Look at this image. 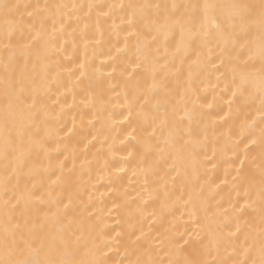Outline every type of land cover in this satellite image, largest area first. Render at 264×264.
I'll use <instances>...</instances> for the list:
<instances>
[{
  "label": "snow or ice",
  "instance_id": "6c2138e0",
  "mask_svg": "<svg viewBox=\"0 0 264 264\" xmlns=\"http://www.w3.org/2000/svg\"><path fill=\"white\" fill-rule=\"evenodd\" d=\"M86 7L83 13L85 5L45 4L46 15L41 16L38 6L36 12H28L26 20L19 4L0 0V264H264V0H129ZM69 8L73 11H64ZM93 10L97 17L119 15L125 25L120 31L135 38L133 47L125 39L132 72L125 68L121 73H127L125 87L130 89L125 94L128 116L138 105L137 117L151 127L150 137L138 143L145 155L159 156L156 167L160 161L174 160L166 174L172 178V190L164 180L161 186L145 189L147 199L140 197L143 204L151 200L155 205L148 218L150 225L159 223L158 243L144 231L143 221L139 228L133 223L136 216L144 217L146 208L137 205L133 209L127 202L125 227L116 231L114 241L105 239L110 233L102 228L93 205L77 204L79 196L72 184L75 160L69 170L67 199L43 179L52 168L50 141L60 133L50 126L53 117L42 92L58 82L57 54L62 51L58 41L66 32L65 17L68 21L75 17L78 27ZM81 39L87 49V41L96 37L85 32ZM177 59L180 67L175 65ZM185 64L186 91L192 90L193 77L211 64L224 77L225 90L238 101L237 115L244 116L238 120V132L233 126L220 137L219 151L233 156L229 160L232 171L226 174L231 175L237 196L234 203L230 201V215L225 209L230 225L226 234L220 225H212L203 187L199 194L193 187L187 200L183 195L174 199L177 178L185 188L198 184L200 167H207L199 157L212 159L203 151L210 127L204 114L186 113L185 128L184 118L177 122L175 114L169 116L157 99L161 93L166 98L170 76L180 81ZM102 97L101 87L100 97L93 94L89 102L97 119L104 111ZM153 108L156 115H152ZM211 128L215 136L216 126ZM216 150L214 145L213 156ZM42 155L48 159L47 167ZM66 167L59 166L61 176ZM180 203L188 211L192 230L186 227L180 232L174 222L165 224ZM114 244L123 247L118 261L109 254Z\"/></svg>",
  "mask_w": 264,
  "mask_h": 264
},
{
  "label": "bare ground",
  "instance_id": "6f19581e",
  "mask_svg": "<svg viewBox=\"0 0 264 264\" xmlns=\"http://www.w3.org/2000/svg\"><path fill=\"white\" fill-rule=\"evenodd\" d=\"M11 2L20 5V14L27 20L28 12H36L38 6L41 16L46 15L43 12L45 4L85 5L83 13H87L86 6L89 3L108 5L128 3L129 0H11ZM26 5L27 8H25ZM64 11L73 10L69 8ZM105 11H107L106 8ZM69 23L71 27H67ZM65 25L66 32L58 41L62 48V51L57 54L61 66L58 82L50 85V91L42 92L53 117L50 126L60 133L59 136L54 135L50 141L52 148L49 154L52 158V168L43 177L45 184L51 185L57 194L63 192L67 199L69 170L73 169L75 160L72 184L74 194L78 193L79 196L77 204L81 207L89 203L93 205V212L103 221L102 228L106 233H110L105 239L114 241L116 231L125 227L127 214L124 205L127 202L133 209L137 205L146 208L144 217L136 216L133 223H136L139 228L143 221L144 231L150 232L152 240L158 243L155 238L157 229L160 227L159 223L150 225L148 218L155 205L151 200L143 204L140 197L144 196L147 199L148 193L145 189L152 190L161 186L164 180L167 181L168 189L172 190V178L166 174L170 171L174 160L168 159L166 164L160 161V166L156 167L155 161L159 160V156L155 153L145 155L141 148V143L151 135V127L137 117L138 105L133 107L132 115L128 116L129 104L125 101V94L130 89L125 87V80L127 73L132 72V67H129L131 52L125 47L127 33L120 31L125 25L121 23L119 15L97 17L95 10L90 16L80 21L78 27L75 17L71 21L65 17ZM36 26L39 28V23ZM59 27L58 22L57 30ZM47 28L49 32L52 31L50 20L47 21ZM73 28H77L75 33ZM85 32L89 37H96L95 40L87 41V49L84 46L85 42L81 39ZM57 34L59 35V32ZM127 38L131 41L129 47H133L135 38ZM97 40L99 43L96 42ZM81 64L84 67H80ZM175 65L180 67L179 59L175 61ZM125 68L127 73L122 75ZM217 77H220L219 80ZM37 83L39 84V80ZM148 83L150 84L151 81ZM169 84L166 98L164 93L157 97L162 109H166L169 116L174 113L177 122H181L183 117L182 126L185 128L188 125L186 113H195L197 117L203 113L204 121L210 126L209 140L203 151L212 157L210 160H206L203 154L199 157L201 165H207V167H200L201 179L198 184L185 188L180 178H177L174 199L183 195V198L187 200L193 187L196 194H199L200 188L203 187L202 196L207 201L208 215L212 225L213 227L220 225L226 234L230 225L226 220L225 209H229L230 215V201L234 203L237 196L233 191L231 175L226 174L232 171L229 160L233 156L231 152L225 155L219 151L223 143L220 137L221 133L226 136L229 128L233 126L238 132V120H243V113L237 115L238 101L225 90L224 77L211 64L206 65L198 75L193 77L191 91L185 90L187 88L186 64L183 66V77L180 81L170 76ZM101 87L104 111L97 119L89 102L93 100V94L97 98L100 97ZM152 115H156L154 108ZM159 115L163 119L164 112L162 111ZM125 116L128 118L125 119ZM222 116L225 119H221ZM150 119L151 117L149 122ZM213 124L216 126L215 136L211 128ZM157 135H159V129H157ZM214 145L217 146L215 156H213ZM40 159L47 167L48 159L43 155ZM61 163L67 166L63 176L59 171ZM149 166H152L151 171ZM190 207L189 205L188 208ZM0 209H2V201H0ZM117 221L121 223L118 224ZM169 221L174 222L180 232H184L186 227L189 230L194 227L188 219V211L183 203L177 205L175 215L169 216L168 221L165 222L166 226ZM2 224L3 218L0 215V226ZM195 230L199 231V229ZM116 249H119V254ZM109 254L118 261L123 256L122 245L114 244Z\"/></svg>",
  "mask_w": 264,
  "mask_h": 264
}]
</instances>
